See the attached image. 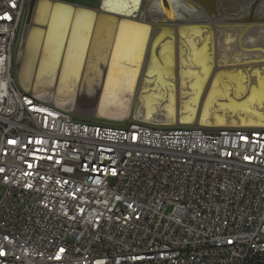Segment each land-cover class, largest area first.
Listing matches in <instances>:
<instances>
[{"label":"built area","instance_id":"obj_1","mask_svg":"<svg viewBox=\"0 0 264 264\" xmlns=\"http://www.w3.org/2000/svg\"><path fill=\"white\" fill-rule=\"evenodd\" d=\"M34 0H0V264H264V126L87 122L24 91Z\"/></svg>","mask_w":264,"mask_h":264},{"label":"bare ground","instance_id":"obj_2","mask_svg":"<svg viewBox=\"0 0 264 264\" xmlns=\"http://www.w3.org/2000/svg\"><path fill=\"white\" fill-rule=\"evenodd\" d=\"M138 2L34 0L15 48L18 85L65 110L94 102L113 124L264 126V0H151L147 14ZM239 2L251 22L228 10Z\"/></svg>","mask_w":264,"mask_h":264},{"label":"rangeland","instance_id":"obj_3","mask_svg":"<svg viewBox=\"0 0 264 264\" xmlns=\"http://www.w3.org/2000/svg\"><path fill=\"white\" fill-rule=\"evenodd\" d=\"M151 0H144V3H143V10H142V13H145L147 14V11L145 12V5L148 6V4L150 3ZM18 41V39H17ZM16 45H17V42H16ZM15 45V48L17 50V47ZM13 66H14V75L16 76V57H15V49H14V54H13ZM92 105L89 104H82L80 108H78L76 110V116L79 118V119H82L84 121H87V122H101V123H107L106 120H102L101 118H98L94 115V111L92 108H94V102L91 103ZM84 105V106H83ZM89 105V106H88ZM91 113V114H90Z\"/></svg>","mask_w":264,"mask_h":264},{"label":"water","instance_id":"obj_4","mask_svg":"<svg viewBox=\"0 0 264 264\" xmlns=\"http://www.w3.org/2000/svg\"><path fill=\"white\" fill-rule=\"evenodd\" d=\"M143 1L144 0H139V5L137 6V9L139 10V11H141V8L143 7ZM34 3V2H33ZM33 3H32V5H33ZM162 3H163V5H168L169 3H168V0H162ZM250 8H251V6L249 5V7H246L245 9L243 8L242 9V11H239V15H240V18H238L239 20H243V18H246L247 19V21H249V22H251V20H248L249 19V17H250ZM258 6L256 7V9L254 10V12H253V14H252V17L253 18H257V12H258ZM256 12V13H255ZM137 15H138V11L136 10V14H135V16L134 17H137ZM235 16H237V15H235ZM133 17V18H134ZM260 20V19H259ZM262 20H264L263 18H262ZM141 24H143L144 26H148V27H150V24H148L149 22L148 21H146V23L145 22H140Z\"/></svg>","mask_w":264,"mask_h":264},{"label":"crops","instance_id":"obj_5","mask_svg":"<svg viewBox=\"0 0 264 264\" xmlns=\"http://www.w3.org/2000/svg\"><path fill=\"white\" fill-rule=\"evenodd\" d=\"M237 5H239V8H243V6H242V4L239 2ZM237 5H230L229 6V8H228V10L231 12V13H234L235 14V7L237 6ZM224 9H226V8H224ZM109 17H111L110 15H108ZM238 16H236V18H237ZM112 18V17H111ZM235 18V17H234ZM239 20V19H238ZM242 21V20H241ZM240 24H243V23H240ZM190 28H192V26H189ZM118 28L116 29V32H115V34H114V32H113V30H111V33H110V36H109V40H108V42L109 41H111L112 39L114 40V41H116V37H117V32H118ZM114 34V35H113ZM213 39V38H212ZM152 41H153V39H152ZM146 45H147V43H146ZM152 45V44H151ZM178 49V48H177ZM213 61H214V58H213Z\"/></svg>","mask_w":264,"mask_h":264},{"label":"flooded vegetation","instance_id":"obj_6","mask_svg":"<svg viewBox=\"0 0 264 264\" xmlns=\"http://www.w3.org/2000/svg\"><path fill=\"white\" fill-rule=\"evenodd\" d=\"M262 2H263V1H261V2L259 3V5H258V9H257V10H258V12H260V10H262V9H263ZM235 15H237V16H238V18H240V17H239L240 15H239V12H238V11H235ZM262 15L264 16V11H262ZM238 18H237V19H238Z\"/></svg>","mask_w":264,"mask_h":264},{"label":"trees","instance_id":"obj_7","mask_svg":"<svg viewBox=\"0 0 264 264\" xmlns=\"http://www.w3.org/2000/svg\"><path fill=\"white\" fill-rule=\"evenodd\" d=\"M107 123H112V122H108V121H106ZM114 124H118L117 122H114Z\"/></svg>","mask_w":264,"mask_h":264}]
</instances>
